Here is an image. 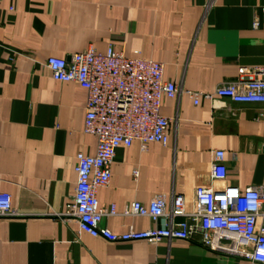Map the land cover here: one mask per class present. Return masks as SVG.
Here are the masks:
<instances>
[{"label": "crops", "instance_id": "crops-1", "mask_svg": "<svg viewBox=\"0 0 264 264\" xmlns=\"http://www.w3.org/2000/svg\"><path fill=\"white\" fill-rule=\"evenodd\" d=\"M264 0H0V192L18 215L0 217V264H264L208 250L191 240L108 241L78 233L65 212L77 182V154L94 155L83 132L87 90L53 79L50 56L71 57L112 45L163 64L179 88L213 92L239 79V67L264 78ZM137 52V53H136ZM166 146L121 145L101 207L122 212L157 194L188 200L209 185L213 150L224 152L226 179L239 189L264 183V104L184 93L162 100ZM134 172H137L134 175ZM148 218L106 216L123 233L153 227Z\"/></svg>", "mask_w": 264, "mask_h": 264}, {"label": "built area", "instance_id": "built-area-1", "mask_svg": "<svg viewBox=\"0 0 264 264\" xmlns=\"http://www.w3.org/2000/svg\"><path fill=\"white\" fill-rule=\"evenodd\" d=\"M46 65L53 79L75 82L87 90L83 132L98 139L94 155L77 154L75 193L65 214L77 222L78 233L113 242L191 240L208 250L264 263V183L243 190L228 184L213 186L226 179L222 150L211 153L210 184L197 185L190 200L173 192L168 206L165 196L157 194L147 204L133 201L119 212L115 203L103 208L98 199V190L111 180V165L121 145L137 141L144 149L150 142L168 144L170 122L160 113L164 98L184 93L194 104L201 96L264 104V78L257 76L259 70L241 66L238 80L207 93L179 88L163 79L161 62L128 56L112 45L104 52L90 46L72 54L70 60L53 55ZM118 214L148 218L154 225L142 230L131 226L120 234L103 226L106 216ZM16 215L12 195L0 192V217Z\"/></svg>", "mask_w": 264, "mask_h": 264}, {"label": "water", "instance_id": "water-1", "mask_svg": "<svg viewBox=\"0 0 264 264\" xmlns=\"http://www.w3.org/2000/svg\"><path fill=\"white\" fill-rule=\"evenodd\" d=\"M67 59H68V60H70V59H71V57H68Z\"/></svg>", "mask_w": 264, "mask_h": 264}]
</instances>
